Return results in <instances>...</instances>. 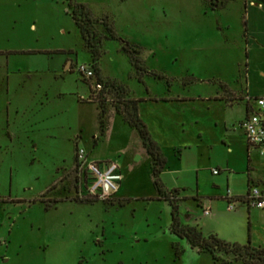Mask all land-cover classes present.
Instances as JSON below:
<instances>
[{
	"label": "rangeland",
	"instance_id": "1",
	"mask_svg": "<svg viewBox=\"0 0 264 264\" xmlns=\"http://www.w3.org/2000/svg\"><path fill=\"white\" fill-rule=\"evenodd\" d=\"M73 1L94 19L107 18L116 35L140 51V81L118 40L103 38L99 68L145 100L140 118L155 141L176 146L174 157L168 154L171 161L184 149L182 172L165 175L169 184L184 187L181 194L187 198L177 202L181 220L199 223L204 216L192 199L197 183L200 196L227 194L232 188L246 193L240 105L229 109L207 101L220 88V79L233 74L242 84L243 67L236 71L220 64L217 49H199L203 33L213 29L214 16L204 14L208 0ZM67 2L0 0V264H242L215 262L170 232V206L156 198L151 158L136 130L114 111L112 94H102L107 107L103 132L97 104L79 99L89 91L97 94L92 81L76 70L90 64V54ZM207 38L214 46L217 39ZM231 41L222 44L221 52L244 59V51ZM204 56L207 65L199 64ZM168 93L195 100L184 105L148 100ZM76 135L90 158L118 161L119 196L128 199L76 196L70 170ZM227 204L214 203L204 228L236 230L243 235L241 245L246 244L247 216L229 211ZM187 209L195 212L191 221L185 218Z\"/></svg>",
	"mask_w": 264,
	"mask_h": 264
},
{
	"label": "crops",
	"instance_id": "2",
	"mask_svg": "<svg viewBox=\"0 0 264 264\" xmlns=\"http://www.w3.org/2000/svg\"><path fill=\"white\" fill-rule=\"evenodd\" d=\"M206 4L207 7L204 9L206 10L204 14L211 13L210 15L214 16L213 18L214 21L213 24L211 25L213 29H209L210 31L207 30L205 33H203V37L205 39L202 38L203 40H201L199 49L204 51L210 50L211 48L217 49L220 51V54L216 59V61H218L220 64L230 65L231 67H234L236 71H238L240 67H243L242 84L239 82L240 79L237 77V75H233V74H231L228 79H222V80L220 79V81H218L220 88L213 96L208 97L207 101L212 100L214 102H219L222 105H224V107L229 109L232 108L234 104H239L240 115L237 117L238 118L237 127L241 131L242 136L244 138V134L239 127V123L249 113L255 111L254 98L264 97V0H208ZM210 34H212L217 39V41L214 43V46H211V44L207 42L208 41L207 36ZM228 39L232 40L230 44H233L234 49L236 50L240 49L244 51L245 54L244 59L240 61L237 58L231 59L228 58L225 52L224 54L221 52L222 44L224 43L223 45L225 46ZM218 40H221L219 46H218ZM201 62L203 65H207L210 63L209 59L206 56L199 59V64H201ZM69 63L70 61L67 64ZM100 76L103 79H109L119 84H123L120 81H118L116 78L104 74L101 69H100ZM129 95L131 98L137 99L133 97L130 93ZM80 98L81 97H79V99ZM148 100L161 102L163 103V105L166 104L184 105L186 102H192V100H195V98L187 95H174V94L170 95L168 93L165 96L158 98L153 97V98H149ZM144 101L145 100H141L138 104V114H139V106ZM126 126L129 127L127 124ZM5 135L8 137V139L11 138V135L8 131L5 132ZM94 138L95 137H93V139ZM80 140H81V136L76 135L74 138L75 150L76 148H83L79 146ZM152 140L159 146L163 156L165 157V166L160 173L161 182L163 183V185L167 190L176 189L178 191L177 194L178 201L180 198L181 199L187 198L185 196H182L181 194L182 192H184L183 186L180 187V185L177 184L171 185L166 181L167 179L165 178L166 173L176 174L182 172L183 169L181 164V158H182V154L184 153V149L182 150V152L181 149H178L177 150L178 156L175 158L174 161H171L169 159L168 154L172 152V156L174 157L173 153L175 154L176 146L165 147L164 145L159 144L153 138ZM96 141L97 138L94 139V144L96 143ZM184 148L186 149L185 146ZM83 149L86 151L87 156L90 160H94V161L112 160L117 162V164L119 165L116 159H103L100 157H95L94 159H92L89 156V151L85 147ZM167 150H169L168 151L169 153L167 152ZM245 152H246L245 154H246V187H247L246 193H240L236 191L235 188H232L228 191L227 194H222L217 192V193H210L209 197L200 196L198 191L199 186L197 183V191L195 195L192 196V199L195 202H197L200 208H202V214L204 216H202L203 217L202 219H199V223H189V222L187 223L186 221H182L179 213V205L177 204L179 220L181 224L196 226L199 230L201 228L200 231L202 235L215 234L219 238L227 242L241 244L243 238L242 233L237 232L236 230L230 232H224L214 228L208 229L207 231L202 223L206 219L205 216H210V215L212 216L211 210L216 201L225 200L226 202H228V199H230L233 201V204L235 205L234 208L236 209V211H238L237 213L239 215L247 216V219L249 221L247 241H249L252 246L259 247L264 250V208L263 209L251 208L243 200L249 189L248 187L249 184L257 186L261 190H264V156H261L256 148L248 146L246 144V141H245ZM226 166L230 168L228 164H226ZM119 169L121 172L120 165H119ZM228 170H230L229 173L231 175L233 173L231 171L232 169H228ZM219 172L220 171H217V174ZM122 181H123V176L119 184L118 191L114 197H118L120 199H128L129 197L119 196L120 191H122L123 189ZM156 198H158L157 195ZM238 198L241 199L238 200ZM206 201H208L207 206H206ZM204 210H209V213L204 214L203 212ZM186 212H187V214H185L186 220L191 221L194 218L195 212L190 209H187ZM220 256L221 257L223 256L222 258L227 261L232 260L231 255L221 254Z\"/></svg>",
	"mask_w": 264,
	"mask_h": 264
},
{
	"label": "trees",
	"instance_id": "3",
	"mask_svg": "<svg viewBox=\"0 0 264 264\" xmlns=\"http://www.w3.org/2000/svg\"><path fill=\"white\" fill-rule=\"evenodd\" d=\"M67 4L71 11L72 19L83 41V45L90 54V64L87 66L92 69L94 73L92 79H86L83 75H80L84 80L92 81V89L93 82L102 84V89L96 91V97H92V93L89 91L87 98H80V100L97 104L99 109L100 130L103 132V119L106 115L107 107L105 104V96L102 94H112L114 111L120 116L124 123L136 130L151 158L152 183L157 192V199H163L170 206V232L179 238L186 239L189 246L197 248L198 251L208 253L215 262L226 263L227 260L222 259L220 256L221 254H226L231 255L232 260L240 261L242 264H264V250L252 246L249 241L241 245L227 242L215 234H209L207 237H204L196 226L180 223L177 205L178 191L176 189L167 190L160 180V173L165 166V157L159 146L152 140L146 125L139 117L138 104L141 99L131 98L128 88L123 84H119L113 80L103 79L100 76L99 62L103 54L101 47L104 37L120 41L122 44L121 49L128 54L131 64L137 70V74H139L137 78L140 81L144 70L138 56L140 52L139 49L131 44L124 43V41L116 35L107 18H102L101 20L94 19L83 4L74 2L73 0H68ZM158 77L162 78L161 76ZM93 91L95 90L93 89ZM250 186L251 184L248 185V187ZM239 199L241 198H238V200ZM125 200L120 201L119 205H122Z\"/></svg>",
	"mask_w": 264,
	"mask_h": 264
},
{
	"label": "built area",
	"instance_id": "4",
	"mask_svg": "<svg viewBox=\"0 0 264 264\" xmlns=\"http://www.w3.org/2000/svg\"><path fill=\"white\" fill-rule=\"evenodd\" d=\"M77 72L86 79L93 78V71L87 65H78ZM93 89L99 91L102 84L93 82ZM250 99V98H249ZM255 111L249 113L240 123L246 144L257 149L264 156V97L254 98ZM73 188L80 199L105 201L115 196L122 174L117 162L90 160L83 148H76L72 166ZM213 174H217L213 170ZM228 193V192H227ZM245 203L251 208H264V190L251 185L244 198ZM227 209H234L233 201L228 199ZM208 214L209 210H204Z\"/></svg>",
	"mask_w": 264,
	"mask_h": 264
},
{
	"label": "flooded vegetation",
	"instance_id": "5",
	"mask_svg": "<svg viewBox=\"0 0 264 264\" xmlns=\"http://www.w3.org/2000/svg\"><path fill=\"white\" fill-rule=\"evenodd\" d=\"M71 171H72V169H71Z\"/></svg>",
	"mask_w": 264,
	"mask_h": 264
}]
</instances>
